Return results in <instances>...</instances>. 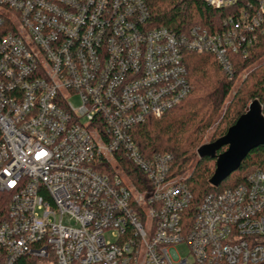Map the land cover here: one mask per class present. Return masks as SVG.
Wrapping results in <instances>:
<instances>
[{"label":"built area","instance_id":"1","mask_svg":"<svg viewBox=\"0 0 264 264\" xmlns=\"http://www.w3.org/2000/svg\"><path fill=\"white\" fill-rule=\"evenodd\" d=\"M205 3L177 33L144 0H0V264L264 263V170L195 204L132 138L189 97V53L232 80L264 41V0Z\"/></svg>","mask_w":264,"mask_h":264},{"label":"trees","instance_id":"2","mask_svg":"<svg viewBox=\"0 0 264 264\" xmlns=\"http://www.w3.org/2000/svg\"><path fill=\"white\" fill-rule=\"evenodd\" d=\"M150 12L149 27L166 28L177 33L187 31L191 26H208L220 20L219 12L211 10L205 0H144ZM264 41L249 50L248 57L235 58V78L230 80L214 57L208 54L189 53L186 63L189 71L191 92L189 97L177 108L168 112L160 120H148L132 130V138L145 158L154 155L172 154L175 176L190 173L187 181L198 204L209 193L234 189L244 184L247 177L256 170H264V147L253 150L238 171L231 175L233 182L213 188L210 180L216 170V160L204 158L195 161L196 151L203 133L217 120L220 109L230 97L240 75L234 97L227 109L225 127L216 142L243 116L248 104L258 101L264 114ZM256 65V68L253 66ZM223 148L219 153H223ZM125 167V163H124ZM129 168L138 176L142 174L133 166ZM20 264H26L23 260ZM264 264V263H263Z\"/></svg>","mask_w":264,"mask_h":264},{"label":"water","instance_id":"3","mask_svg":"<svg viewBox=\"0 0 264 264\" xmlns=\"http://www.w3.org/2000/svg\"><path fill=\"white\" fill-rule=\"evenodd\" d=\"M259 147H264V115L260 103L254 101L225 136L200 147L197 153L199 159L216 160V170L210 184L213 188H218L238 171L248 155ZM223 148H227L226 151L219 153Z\"/></svg>","mask_w":264,"mask_h":264},{"label":"rangeland","instance_id":"4","mask_svg":"<svg viewBox=\"0 0 264 264\" xmlns=\"http://www.w3.org/2000/svg\"><path fill=\"white\" fill-rule=\"evenodd\" d=\"M244 76H245V74H244ZM244 76L242 75L239 78L237 85L232 89V91L230 93V97L227 99V101L225 102V105L219 111V116H218L217 120L211 125V127L208 130H206L203 133L201 141L199 143V148L204 146V145L210 144V143H212L213 140H216L217 138H219L220 133L223 131V129L225 127L223 124L221 125V122L223 121V119H225L227 109L231 103V98L235 96L236 91H237L236 89L240 85V83H241L240 81H242V79H244L243 78ZM70 101H71L74 108L77 109L80 106V101L77 97L72 98ZM249 105H250V103L248 104V107H249ZM248 107H247V109H248ZM197 160H199V156H198V153L196 151L195 161H197ZM184 174L187 176H190V173H188V172H186ZM232 182H233V178L230 177L221 186L224 187V186H226ZM177 251H178L179 255H181V257L187 256L186 247H179V248H177ZM32 263L37 264L35 261H32Z\"/></svg>","mask_w":264,"mask_h":264},{"label":"snow or ice","instance_id":"5","mask_svg":"<svg viewBox=\"0 0 264 264\" xmlns=\"http://www.w3.org/2000/svg\"><path fill=\"white\" fill-rule=\"evenodd\" d=\"M45 155V153H40L39 156L37 157L38 159L40 158V156ZM14 183V182H13Z\"/></svg>","mask_w":264,"mask_h":264}]
</instances>
